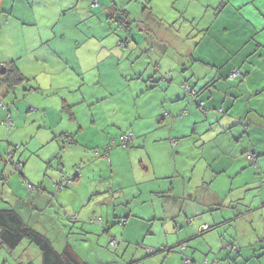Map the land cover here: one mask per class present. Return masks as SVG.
<instances>
[{"label":"rangeland","instance_id":"obj_1","mask_svg":"<svg viewBox=\"0 0 264 264\" xmlns=\"http://www.w3.org/2000/svg\"><path fill=\"white\" fill-rule=\"evenodd\" d=\"M96 1L99 5L94 8L91 4ZM129 1L90 0L87 4V0H1L0 8L4 11L0 10V63L6 68L13 62L23 69L27 86L33 89L32 93L27 86L6 95L0 92L3 121L7 115L11 122H24L28 114L32 118V113L39 110V101L46 103L48 109L42 107L37 114L42 116L47 111L44 119L48 121L49 114L56 112L54 107L65 101L72 106V114L77 118L75 126L80 128L76 131L77 136L80 134L78 142L73 145L56 137L49 126L39 131L29 147L24 145L27 137L21 135L20 145L7 142L11 151L3 156L2 164L19 172L23 163L13 161L14 147L19 146L20 157L33 151L35 168L41 162L49 186L53 185L49 180H54L51 169L58 176L65 169L74 174L78 168L79 180L66 187L82 183L88 192L80 197L91 200L79 211L70 213L52 202L51 209L37 216L40 220L32 218L29 224L36 226L40 232L35 231L46 237L56 252L72 248L92 264H128L123 254L143 257L146 264L150 259L139 251L143 247H147V254L151 250L150 255L159 264L162 260L165 264H184L189 253L191 264H209L207 260L217 261L216 264H264L263 224L252 238L239 236L236 245L227 244L230 233L223 229L216 233L218 227L213 223L206 224L214 228L198 231L209 212L201 220L193 218L192 205H197V201H189L188 190L202 181L208 183L213 176L208 169L210 157H201V146L218 142L224 134L213 136L214 128L199 139L186 137L191 133L192 120L199 119L192 109L187 86H182L188 85L187 80L190 82L193 75H210L213 68L223 69L226 58L238 50L245 54L251 46H264V0H252L244 7L240 5L246 0H227L224 10V0H138L123 14L121 4ZM245 22L257 28L247 41L245 38L252 31ZM191 70L192 78L186 80ZM258 87L251 86L253 94ZM16 102H21L18 110ZM169 107H173L171 111ZM199 109L202 114L204 110L215 112L223 121L230 122L234 116L231 107L224 114L221 107ZM14 129L10 131L13 135ZM130 132L135 139L130 138ZM124 133L131 143L127 148L118 142L119 135ZM108 135L109 141H104ZM37 138L39 147L42 145L40 151ZM108 145L111 149L103 157ZM241 145L242 142L231 140L226 149L228 156L247 159L246 153L255 151H244L239 156ZM67 149L70 150L66 152ZM55 150L58 155L49 159L46 155ZM96 150L99 156L95 155ZM254 154L257 158L256 151ZM259 160L260 156L255 164L249 160L244 166L241 162H229L230 172H237V181L249 190L247 201H258L262 193L264 201V170ZM173 168L175 174L170 173ZM219 176L230 180L223 173ZM88 184L106 185V189L91 197ZM21 186L26 193L23 197L44 192L28 191L24 181ZM206 187L204 184L199 192ZM94 205L97 213L83 219ZM20 210L24 216L28 212L23 205ZM77 212L80 219L71 222L69 217L77 218ZM99 217L101 223L91 221ZM177 223L191 228V239L185 240L181 230L175 229ZM111 238L116 239L117 247L110 246ZM253 240L257 241L254 247ZM28 244L25 240L17 250L7 252V264H38L39 250L32 244L26 249ZM182 244L187 245L183 249L186 252L180 251ZM228 245L234 249H228ZM235 247H242V254L236 253ZM28 258L30 261L23 263ZM0 264H4L2 259Z\"/></svg>","mask_w":264,"mask_h":264},{"label":"crops","instance_id":"obj_2","mask_svg":"<svg viewBox=\"0 0 264 264\" xmlns=\"http://www.w3.org/2000/svg\"><path fill=\"white\" fill-rule=\"evenodd\" d=\"M136 1L138 0H130L125 4H121L122 6H124L122 8L124 9L123 14H127L126 10H128L129 6ZM224 1L225 2L222 4L221 9H223V6L227 3V0ZM251 2L252 0L243 1L240 7H244L250 4ZM89 3L90 0H87V4ZM94 3L93 5L91 4L92 7H94ZM96 3L98 2L96 1ZM229 3L231 4L230 1ZM232 5L234 4L232 3ZM68 7H69L68 9H72V6H68ZM76 7H79V5H76ZM6 19L8 18L6 17ZM245 23L249 24V31H252V34L248 38H245V40L247 41L248 39L253 38V36L256 34L257 28L256 26H254V24L250 22H245ZM250 25H252V27H250ZM240 46H245V43L241 44ZM223 66H224L223 69L213 68L214 71L210 75L209 74L200 75V76L193 75L194 78L191 79L192 78V70H191L190 73H188L185 76L186 80L188 79V77L189 79H191L190 82H188L187 80V84L189 85L190 93L192 97V109L195 110L196 118L199 119V120H192L191 133L186 137L189 138V140L195 136L199 139L202 135L211 133L214 128H215V133L213 134V136L216 135L221 136L222 134H224V137L220 139L218 142L207 143L201 146V152H202L201 157L205 159H208L210 157L208 169L211 170L212 172L211 174L213 176L209 178L208 183L206 181H202L201 184H199L197 187L190 188L188 192L190 195L189 201H197V205H192V207L195 208L194 210H192L193 218H198L201 220L202 217H205L204 213L209 212V215L205 217V219H202L203 223L199 226L198 230L203 225L208 226V224L206 223H213L215 225V228L218 227L216 233H220L222 229L228 230V232L231 235V239L227 244L236 245L237 238L239 236L252 238L253 233L254 236L256 235V232L259 233L260 225L261 224L264 225V201H262L263 193L260 194L258 201L255 200L247 201V199L250 198L248 188L245 187V184H241L239 181H237L236 179V176L238 174L237 172L235 175H233L229 170V162H235V163L241 162L242 166H244L246 165L248 160L244 158L242 159L241 157L237 158L231 155L228 156V153L226 152V149H228L230 146L231 140H235L238 143L242 142V145L237 155L241 156L244 151L247 152L251 149L255 150L258 156H260L259 163L264 170V164H263L264 161V46L256 45L254 46V48L253 46H251L249 51L246 52L245 54L242 53L240 54L238 50L226 58L225 63H223ZM234 68H237L238 70L241 71V73L245 75L244 81L232 83L227 80L228 73ZM20 72L26 77V74L23 71V69L20 70ZM164 74H166V72H164ZM255 84H257L259 87L257 88L258 89L257 93L253 94V90L251 89V86ZM0 92L2 94L5 92L4 95L8 93L5 87L0 89ZM32 92L33 91H31V93ZM229 97H232L233 100H231ZM169 100H171V98H169ZM20 103L17 104L16 102L14 104L17 110H18L17 106ZM67 104L65 101H62L61 104L56 105L54 107L56 112H54L51 115L49 114L50 119L47 121L46 119H44L48 115L46 113L47 111L43 112L42 116L37 114L39 113L42 107L43 109L47 110L48 109L47 104L43 103V101L37 102V108L39 110L37 111V113H32L34 115L32 118H29L28 115L30 114L25 115L24 122H16L13 121V119L11 118L13 123V128L15 127L14 130L16 132L14 135L11 132H8L7 128L2 124L4 122L3 121L4 114L3 112L0 111V210L14 211L26 226L38 232L40 231L36 228V226H31L29 224L32 218L39 219V217L37 216H41V214H43L44 211L46 213L47 209L52 208L50 206L52 202H55V204L59 206V208H62L63 211L67 213L79 211V207H83L87 205L88 201H91V200L84 201V198L80 197V195L85 197L86 192H88L87 188L82 183L79 184L77 183V185H74L70 189L66 187L63 190L58 191L54 186L55 183H58L63 176L65 177L74 176L73 172L67 169H65L62 173L59 172L58 176L54 174L53 170L51 169L50 170L51 176L54 178V180H49V182L52 181L51 183L53 184L49 186L46 179L47 174L45 170H43V166L41 162L38 163L37 169L35 168L34 164L36 161L31 156V153L34 152L30 151L28 155L25 153L21 157L17 156L19 146L14 147L12 154L13 161L15 159L16 161H20L23 163V166L21 167L19 172H14L11 168L5 167V165L2 164V158L5 154L11 151L10 150L11 146L8 143H12V144L15 143V145H20V142L22 140L21 135H23L28 139L27 144L24 142V145H27L29 147L31 142L34 139H36L37 136H39V131L45 130V127L47 126L50 127L48 129H50V131H52V133L56 137L57 136L61 137V135H68V136L71 135L74 137V141L77 143L80 135L79 134L77 136L76 134V131L80 130L78 126L77 127L75 126L77 118L74 117L73 119H70V115L68 113L62 112L63 106L71 107V111H72V106ZM196 104L199 105L197 106ZM200 106L204 108L208 107L210 110H216L217 108L221 107L223 108V114L226 112L227 109L231 107L233 108L232 112L234 116L232 117L230 122L225 120L223 121L221 118L218 117L219 115L215 112H205L204 114H202L199 109ZM172 108L173 107H169V110L171 111ZM33 109L36 111L35 108ZM33 118H36L37 121L32 122ZM232 127H234L233 130H231ZM108 137L109 135L105 136L103 140L106 141ZM107 141H109V139ZM4 143H7V147L5 148H4ZM40 147H42V145ZM40 147H39V139L37 138V151L41 150ZM69 150L70 149H67L66 152H68ZM56 151L57 150L54 151L55 152L54 154L52 155L50 154L46 156H48L49 159L56 157L58 155V151L57 152ZM258 156L256 160H258ZM41 158L47 159V157H43V156ZM191 172L192 171H190L189 173ZM170 173L175 174V169L173 168ZM222 173L227 175V177H229L230 180L226 181L225 177L221 178L219 175ZM79 177L76 178L73 182H77L79 180ZM28 179L31 182H29ZM22 181H27L30 184L33 183L35 184L33 185L35 188L39 187L36 188L35 191L40 189L41 191L44 192L23 197L26 195V193H24V190L22 189L21 186ZM218 182L220 183V186L217 185ZM204 184H207V187L206 189H204V192L201 193L199 192V189ZM88 185L90 187V190L92 191L91 197L94 196V192H97V195L99 196L106 189V185L104 186H97V185L92 186L90 184ZM171 191H172V187L170 186L168 192L170 193ZM166 192L167 191H165V193ZM198 192L200 193L199 196H197ZM167 197H170V195H168ZM75 204H78V207L75 208ZM21 205H23L28 209V212L27 213L25 212L26 213L25 216L24 214H22V211L20 210ZM222 208L225 209L222 213H220L219 210ZM95 213H97V210L94 205L92 211L88 210L85 216L83 217V219H86L87 217ZM77 214L78 212L75 215ZM79 219H80V214L77 215L75 221L77 222ZM209 227L212 226L209 225ZM175 229L181 230V234L185 237V240L192 238L193 232L190 227L184 228L182 223H177ZM186 235L191 237H188ZM25 240L26 239H24L23 241ZM23 241L16 248L8 249L5 246V244L2 243V240H0V259L3 260L4 264H7L8 256L6 255V253L17 250V248H19V246L23 243ZM216 242H218V238L216 239ZM256 242L255 240H253L254 243L253 247L256 245ZM30 244L31 243L26 245L25 248L29 250ZM165 247L168 248V246ZM227 247L228 249L231 250L234 249L233 246L230 245H228ZM235 248L238 250V251L234 250L236 253L242 254L243 251L242 247H235ZM145 249H147V247L146 248L143 247V249L141 248L139 249V251L145 253L146 257L150 259L146 264H159L157 261H155L156 259H153L152 255H150L151 250L148 249L150 254H147ZM72 251L75 254V256L79 258L81 261L87 264H92L91 261L88 262L80 258V256H78L73 249ZM183 251L184 250H182L181 252ZM187 255L190 259H192V255L190 253ZM227 256L225 258L226 260L229 259V257ZM37 257H38V264H42L40 252L38 253ZM123 257L126 258L128 264H145L144 262H142L143 257L136 258L135 254L128 257H125L123 254ZM22 261L24 263L26 261H30V259L28 258ZM213 262L214 261L210 263V261L208 260L209 264H212ZM26 264H29V262H27ZM124 264H126V262ZM160 264H165V261L162 260Z\"/></svg>","mask_w":264,"mask_h":264},{"label":"trees","instance_id":"obj_3","mask_svg":"<svg viewBox=\"0 0 264 264\" xmlns=\"http://www.w3.org/2000/svg\"><path fill=\"white\" fill-rule=\"evenodd\" d=\"M233 70L240 71L237 68H234L231 71ZM231 71L228 73V76H227V80L229 82H232V83L241 82L242 79H244L245 75L243 73L241 77H235L233 79H230ZM27 82L28 81L26 77L20 72V70L15 66L13 62H10V64L6 68H3L2 64H0V88L2 86V87H5L7 91H13L14 89L18 87H26ZM182 86H187L189 88V85H182ZM26 89L28 91H33V89L28 86ZM187 92L190 93V88H189V91ZM62 112L68 113L70 115V119L74 118L72 111H71V107L63 106ZM205 112L206 111L204 110V113ZM166 117L169 118L167 114H166ZM7 118H9L8 115H7ZM9 121L11 122V120ZM11 125H12V122H11ZM12 128H13V125L11 129ZM125 135L126 133L119 135L118 142L121 147H122V144H121L120 138L126 137ZM130 135H131L130 137L131 139H135V136L132 132H130ZM61 137H64L65 144L67 145L76 144V142L74 141V137L71 135L69 136L61 135ZM111 143L114 144L115 141L112 140ZM130 144L127 139L125 146L123 148L129 147ZM110 149L111 147L110 145H108L106 150L104 151L103 157H105V154H107ZM95 155L99 156L100 152L96 150ZM74 174H75V171H74ZM24 239H26L29 243L34 244V246L38 248L40 252L42 264H87L81 261L79 258H77L75 254L73 253V251L69 248L64 249L61 253L56 252L54 248L52 247L50 241L46 237H44L40 233L26 226L24 222L19 218V216L14 211L0 210V240H2V243L5 244V246L8 249H14Z\"/></svg>","mask_w":264,"mask_h":264},{"label":"built area","instance_id":"obj_4","mask_svg":"<svg viewBox=\"0 0 264 264\" xmlns=\"http://www.w3.org/2000/svg\"><path fill=\"white\" fill-rule=\"evenodd\" d=\"M96 5H97V3L95 2V3H94V6H96ZM241 76H242V75H241L240 72L237 71V70H233V71H231V73H230V79H233V78H235V77H241ZM186 90L189 91V88L186 87ZM9 120H10V119L7 118V119L2 123V124L7 128V131H8V132H10V129H11V127H12L11 122H10ZM130 137H131V135H130ZM127 139H128V137H121V138H120V141H121L122 147L125 146V143H126ZM246 157H247L248 161H249V160L251 161V163H253V164L256 163V156H255L254 152H247V153H246ZM21 166H22V165L20 164L19 167H21ZM79 175H80V171H79L78 169H76V170H75V174H74L73 177H65V178H62V180H60L58 183H56V184H55L56 189H57L58 191H61V190L65 189L66 186H67V185H71V184L73 183V181H74L76 178L79 177ZM24 184H25V187H26V189H27L28 191L31 192V191H35V190H36V188H35L33 185H31L30 183H28L27 181H24ZM69 220H70L71 222H74V221L76 220V216H72V217H70ZM91 221H92V222H95V223H101V222H102V219H101L100 217H99V218H93V219H91ZM121 222L123 223V221H121ZM121 222H120V223H121ZM208 229H209L208 226L203 225V226H201V228L199 229V232H206ZM109 244H110V246H112V247H117V241H116V239H115V238H111ZM183 248H185V245H181L180 250H182ZM236 251H238V250H236ZM183 263H184V264H191L192 262L190 261V259L187 258V259H184ZM205 263H206V261H204V264H205ZM207 263H208V260H207ZM215 263H217V261H214L212 264H215Z\"/></svg>","mask_w":264,"mask_h":264},{"label":"water","instance_id":"obj_5","mask_svg":"<svg viewBox=\"0 0 264 264\" xmlns=\"http://www.w3.org/2000/svg\"><path fill=\"white\" fill-rule=\"evenodd\" d=\"M22 166H23V165H22ZM62 178H65V176H63ZM62 178H61V180H62ZM55 184H56V183H55ZM55 184H54V186H55ZM206 226H207V225H206ZM208 227H209V226H208ZM210 228H214V226L209 227V229H210ZM209 229H208V230H209ZM198 231H199V230H198ZM182 245H185V248H186V244H182ZM183 249H184V248H183ZM183 249H182V250H183ZM164 250H165V249H164ZM182 250H180V251H182Z\"/></svg>","mask_w":264,"mask_h":264},{"label":"flooded vegetation","instance_id":"obj_6","mask_svg":"<svg viewBox=\"0 0 264 264\" xmlns=\"http://www.w3.org/2000/svg\"><path fill=\"white\" fill-rule=\"evenodd\" d=\"M240 72V71H239ZM240 74L242 75V73L240 72Z\"/></svg>","mask_w":264,"mask_h":264}]
</instances>
